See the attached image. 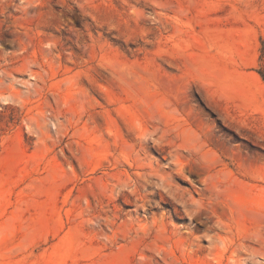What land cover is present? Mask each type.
<instances>
[{
  "label": "rangeland",
  "instance_id": "1",
  "mask_svg": "<svg viewBox=\"0 0 264 264\" xmlns=\"http://www.w3.org/2000/svg\"><path fill=\"white\" fill-rule=\"evenodd\" d=\"M0 264H264V0H0Z\"/></svg>",
  "mask_w": 264,
  "mask_h": 264
},
{
  "label": "bare ground",
  "instance_id": "2",
  "mask_svg": "<svg viewBox=\"0 0 264 264\" xmlns=\"http://www.w3.org/2000/svg\"><path fill=\"white\" fill-rule=\"evenodd\" d=\"M225 211V209L223 210V212ZM258 237V236H257ZM257 241V240H256ZM254 254V253H253ZM256 254H257V252H256ZM258 255V254H257ZM253 256V255H252Z\"/></svg>",
  "mask_w": 264,
  "mask_h": 264
}]
</instances>
